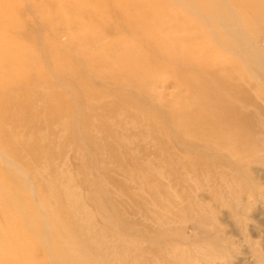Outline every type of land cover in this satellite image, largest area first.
I'll list each match as a JSON object with an SVG mask.
<instances>
[{
    "label": "rangeland",
    "instance_id": "374dc122",
    "mask_svg": "<svg viewBox=\"0 0 264 264\" xmlns=\"http://www.w3.org/2000/svg\"><path fill=\"white\" fill-rule=\"evenodd\" d=\"M176 1L147 10L157 17L190 2ZM225 1L244 7L264 50V0ZM131 2L0 0V264H264V63L249 57L246 66L249 156L216 153L208 148L219 142L193 137L191 113H167L201 102L173 70L201 78L204 90L217 84L210 50L181 51L192 69L145 67L136 91L94 74L138 65L114 60L140 56L141 31L115 9ZM197 5L179 14L200 26L180 30L184 40L212 42V56L241 63L203 27L207 9ZM157 23L153 31L174 26Z\"/></svg>",
    "mask_w": 264,
    "mask_h": 264
},
{
    "label": "bare ground",
    "instance_id": "6f19581e",
    "mask_svg": "<svg viewBox=\"0 0 264 264\" xmlns=\"http://www.w3.org/2000/svg\"><path fill=\"white\" fill-rule=\"evenodd\" d=\"M151 1L152 0H140L138 2L137 0H133V2H131V3H127V4L117 3L115 5L116 6L115 9L118 11H121L120 13L123 15V17L133 18L132 21L126 22L127 23V27H126L127 30L129 29V30H133V31H137V32L141 31L142 33L140 32L139 35L141 37V34H142L143 39L141 40V43L138 40H136L138 43L141 44V45L139 44V46L141 48L140 56H138V55H136V57L134 55L129 56L130 53H125L124 55H122V56H120L114 60L119 61V59H120V61L123 60V62H124L125 61L124 59H130L131 58V60L138 61L139 62L138 65L137 66L133 65V64H130L127 66H120L119 65L118 69L116 67H114V69H117V70H114L112 68V66H111V68L109 67V65H110V62H109V64L103 65L106 67L108 66L109 69L102 66L103 69L101 70V72L99 69H97L99 72L95 71L94 74L97 77H101L102 79L104 77L106 79L108 78V80L113 79L111 81L116 83V85L118 83V85H117L118 88L131 89L133 91H136V85H135L136 79H138L139 76L143 74L145 67H158V69L163 70L164 68L170 66L171 64L177 65L179 63L180 64L186 63L187 68L190 67L192 69V67H191L192 64H189L190 61L187 62V60H188L187 57L183 56L181 51L185 50V49H192L195 51L197 49L200 50V48L205 49L207 51L210 50L211 51V52L209 51V53L211 54L210 57L211 58L214 57V62H212V64H214V65L217 64L220 66L216 70L210 71V73H209L211 76H213L215 78L214 81H216L217 84H214L215 86H213V87L210 86L209 88L204 90L203 85H202L203 81L201 78L197 79V81H196L191 76H189L190 74L188 71H187L188 73H186L184 71H182L180 73L177 70H173L172 74H174L177 78H179V80L181 82L183 81L185 84H187V85L189 84L192 86V87L189 86V88H188L190 94H195V96L198 95L199 97H201V102L200 101H194V100L193 101H186V99H185V104L182 107H180L176 111L170 109V110H168L167 113L168 114L170 113L171 115H177L178 113L184 114L185 112L188 114L191 113L192 114L191 121L193 123H197L196 128L194 127L193 131H192L193 137L195 139H198V141L199 140L200 141H206L207 143H211L213 141H215V143L219 142V145L216 147H213V146H215L214 144L211 147L207 146V147H209L208 149L212 148L216 151V153H219L220 151H222V152L226 151L228 153V155H231L233 157H239L242 155H248L249 156V152H251V149H252V147L250 146L252 144L251 141L253 142V138L251 139V141L249 138L252 137L251 135H255V133L252 132L251 128L249 127V122L254 121V120H252V118L249 117V111L246 110L247 106H249V104L252 103V101H253L249 97V93H248L249 84L248 83L246 84V81H247L246 80V76H247L246 66H247V64H249V57L254 59V60H258V61L264 63L263 62L264 61V52H263L264 50H263V48L260 49L257 47V45L260 44L261 41L263 40L262 34H253V33L249 34V26H248L249 22H248L246 15L244 13L242 14L244 7L241 6L240 2H236V1L230 2V0H226V1L230 2V4H231L230 6L226 5L227 4L226 1H225L226 4L223 3V0H208V1L205 0L204 3L201 0H188V1H190L189 4L185 3V2H181V5H179V7H181L183 11L189 12V14L191 12L198 11L197 10V6H198L197 4H200V5L202 4L203 6L206 7L207 12L202 13V18H201L202 23L201 24L203 25L204 28H207V30L208 29L213 30L215 33L216 39H218L219 41H223L222 47L223 48L226 47V49H228L227 51L231 52L232 55L239 56L241 61H242L241 63H238V61L233 60V61H230L229 64L227 65L226 63H227L228 58L227 59L226 58H217V56L216 57L212 56V54H214V53L217 54V52H219V49H218L219 46L211 44L212 42L199 46L200 43H198V42H190V41L188 42V41H186V39L184 40L183 37H185L184 34L187 30H188L187 32L191 33V32L198 31V29H200V26H197L198 25L196 22L197 20L195 21V19H193V18L180 19L181 17L179 16V14L183 15L184 12L182 10H180L179 8H177V9L173 8L174 11H171L172 13L170 12L171 13V14L169 13L170 15L167 12H165L166 15L165 14H158L157 17L153 16L152 14L150 15L149 14L150 11L147 10L148 9L147 5H148V2H151ZM176 2L178 3V1H176ZM120 7L123 8L124 10H121ZM117 8H119V9H117ZM171 9H172V7H171ZM136 17H140V18L135 19ZM222 19H224L223 22L221 21ZM113 20H115V19L113 18ZM121 21H122V19H121ZM155 21H156V23L159 21L163 22V24L169 22V24L172 23V24H174V26L169 27L167 29L165 27L164 30L162 29L164 27H161L159 30L157 29L156 31H153L151 25ZM97 23H99V22H97ZM100 23H101V21H100ZM114 24H116V23H114ZM105 25H107V24H105ZM123 25H124V21H123ZM115 27L117 28V26H115ZM119 28H121V25ZM105 29H106V27H105ZM116 30H118V28ZM127 30H125V32ZM180 30H185V32L184 31L182 32ZM201 31L203 32L202 29H201ZM181 32H182V34H181ZM187 34H189V33H187ZM107 35L109 36V34H107ZM118 37H119V34H118ZM103 40L105 41L106 39L104 38ZM118 41L119 40H117V42ZM120 42H122V41H120ZM133 42L134 41L131 42L132 45L136 44ZM97 43H99V42H97ZM100 43H101V41H100ZM171 43H179L180 46H178L177 48H171L169 46ZM223 44H225V45H223ZM130 47H131V45H130ZM102 48H103V46H102ZM135 51L137 52V50H135ZM222 52H223V50H222ZM222 52H221V54H222ZM223 56H224V54H223ZM126 57H128V58H126ZM105 58H103V60ZM203 60L205 62L206 59H203ZM104 61H103V64H104ZM99 62L102 63L101 61H99ZM89 63H90V61H89ZM113 64H115V62H113ZM117 64H118V62H117ZM99 65H101V64H99ZM91 66H92V64H91ZM196 70L197 71H194V73L196 76H198L196 73H198L200 70L199 69H196ZM92 71H93V69H92ZM145 72H147V71H145ZM164 72H166V71L164 70ZM200 74H201V71H200ZM95 75H94V77H96ZM143 77H145V76H143ZM154 79H155V77H154ZM204 79L207 80L208 78L205 77ZM230 79H231V81H230ZM235 79L237 81L242 80L244 82L239 84L238 82L237 83L235 82L236 81ZM154 81H156V79ZM113 82H111V83H113ZM148 85H149V83H148ZM260 90H258L260 96L264 97V93H262L261 92L262 90L261 91ZM107 93H108V91H107ZM112 94H113L112 97H114L118 103L123 102L125 100V98H123L120 95L115 94V92ZM144 95H145V93H144ZM107 97H109V95H107V96L104 95L103 102H104V99ZM110 98H108V99H110ZM212 98L213 99L216 98L217 100L216 99L211 100ZM234 99H236L237 101H235ZM110 100H112V98ZM126 101H128L130 103V105L132 106L133 101H129V99H126ZM109 117H111V116H109ZM117 117H119V115ZM188 121L191 122L190 119H187V122ZM178 122H180V121H178ZM181 122H183V121H181ZM259 124H257V126ZM236 126H239L240 128L235 129ZM249 141L251 144H249ZM221 154H223V153H221Z\"/></svg>",
    "mask_w": 264,
    "mask_h": 264
}]
</instances>
